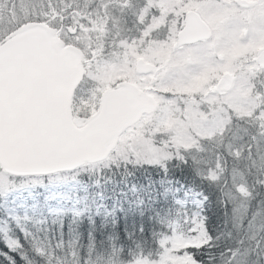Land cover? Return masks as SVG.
<instances>
[{
    "label": "snow or ice",
    "instance_id": "snow-or-ice-1",
    "mask_svg": "<svg viewBox=\"0 0 264 264\" xmlns=\"http://www.w3.org/2000/svg\"><path fill=\"white\" fill-rule=\"evenodd\" d=\"M121 6L129 7L126 0ZM171 7L179 18L163 40L155 38L152 14H138L126 29L135 28L131 35L91 18L70 28L96 33L87 59L99 80L119 77L123 93L176 121L175 133L187 143L206 125L222 128L235 111L234 56H257L264 68V0H171ZM50 14L54 7L35 19ZM248 152L250 164L264 167V154L253 144ZM169 159L142 145L136 167L107 194L99 181L91 188L78 182L74 194L58 182L61 169L46 162L0 161V264H116L117 243L144 237L156 244L160 264H264V179L246 190L215 173L204 177L194 159L176 170Z\"/></svg>",
    "mask_w": 264,
    "mask_h": 264
},
{
    "label": "water",
    "instance_id": "water-1",
    "mask_svg": "<svg viewBox=\"0 0 264 264\" xmlns=\"http://www.w3.org/2000/svg\"><path fill=\"white\" fill-rule=\"evenodd\" d=\"M251 3V2H249ZM191 14V13H190ZM55 30L28 24L0 45V161L46 162L58 172L105 158L137 115L133 93L107 91L101 110L78 128L72 96L82 78L78 51L51 39Z\"/></svg>",
    "mask_w": 264,
    "mask_h": 264
},
{
    "label": "rangeland",
    "instance_id": "rangeland-1",
    "mask_svg": "<svg viewBox=\"0 0 264 264\" xmlns=\"http://www.w3.org/2000/svg\"><path fill=\"white\" fill-rule=\"evenodd\" d=\"M60 1L66 2V0ZM140 2H144V0H135V2H130L128 3L129 7L127 8L121 6L123 12H129L134 18H138V14L139 16H143L144 14L146 16L150 11H153L155 15H157L156 19L159 24L164 21V18H162L164 12L172 8L171 0H160L159 5H156V0H148L146 5H134L139 4ZM102 4H106V8L102 9ZM120 4L121 0H97V3L92 4V8L83 9L80 11L79 15L74 12V17L76 19L70 18L69 21L74 22L76 20H84V24L87 26L88 19L86 18H91L97 22L105 23L111 33H114L117 26H119L120 31L128 35L129 32H127L126 29H128L129 26L124 24V20L122 21L124 28L120 25L122 19ZM74 5L76 8L77 5ZM4 8L6 10L0 14V35H5V38L10 39L22 26L19 28L15 27L17 25H22L21 23L24 21L23 19L25 17H27V19L31 17V9L26 7L22 2L17 7L20 10L12 6V14V10H10L12 9L11 6L5 5ZM4 8L2 10L0 9V12H2ZM133 20L134 19H131V24ZM73 25L77 26V23H73ZM134 29L135 28H133V32ZM68 31H72L71 28L67 30L66 37H68ZM133 32L130 33V35L133 34ZM76 35L77 36L75 37L71 36L70 41L73 42V44L77 41L79 42V45L77 46L81 48L79 50L84 71L83 80L77 89V97L75 99L76 106L74 108L76 115L75 121L77 125L80 126L85 124V121H88L98 114L101 108L103 94L107 90L119 85L121 80L119 77L113 79L111 82L99 80L96 75L89 70L90 62L87 59L89 40L91 39V36L96 35V33L83 30L82 32H78ZM241 63H243V60H241L238 65ZM240 68L241 67L238 69ZM244 70H238L235 72L237 76V103L235 111L230 113L229 118L226 119V123L222 128L206 125L199 129L198 132L194 133L189 142L182 143L175 133V128L177 126L176 121L167 120L163 115L155 110L148 111L146 114H144V112L142 115H139L132 125L125 129L121 135L115 138V150L120 153L122 161H132V158L136 160L137 153L141 150L142 145H149L161 153H166L169 157H171V159L179 157L182 150L194 149L197 153L203 152L206 141H211L212 139L217 138V136H220L226 129H230L234 119L236 121L239 119H243L245 121L251 120L260 126H264V108L260 107V103L264 100V96H259V94L264 92V89L263 91L254 89L256 82L252 83L251 75L246 72V69ZM83 114L86 116L84 122L80 120V116ZM141 120H143L144 124ZM131 155H133V157ZM58 182L67 186L73 191V193L76 191L75 182L67 183L62 180H58ZM168 239L169 238L165 239V243ZM160 258L163 259L164 254H161ZM127 264H160V260L140 258Z\"/></svg>",
    "mask_w": 264,
    "mask_h": 264
},
{
    "label": "trees",
    "instance_id": "trees-1",
    "mask_svg": "<svg viewBox=\"0 0 264 264\" xmlns=\"http://www.w3.org/2000/svg\"><path fill=\"white\" fill-rule=\"evenodd\" d=\"M129 1L135 2V0ZM129 1L126 0L127 3H130ZM21 2L31 9L30 14L33 18L30 23H21L22 26L33 23L37 26L54 28L57 36L70 40L71 36L69 34V38L66 37L67 30L70 29V26H75L73 23L79 25L82 21L84 23V20L72 22L69 19H76L74 12L79 15L83 9L92 8V4L97 3V0H66V2L51 0V5L50 0H0V9L2 10L5 5L17 8ZM74 4L77 5L76 8ZM142 4L145 3L140 2L134 5ZM51 7L55 9L54 15H47L45 19L41 20L35 19L37 16H44L50 13ZM5 10L4 8L0 14ZM10 10H12V14L13 8ZM120 10H122L121 4ZM23 20L26 21L28 19L25 17ZM121 20L123 21V10ZM124 24L131 25V20L124 21ZM80 31L82 32L83 30L77 28V33ZM4 37L5 35L0 39L2 40ZM76 97L77 92L75 99ZM81 117L86 118L84 114ZM141 121L143 122V120ZM253 137L255 138L254 140ZM249 144H253L254 152L264 154V126H260L251 120L245 121L239 119L236 121L234 119L230 129L223 131L217 138L206 141L203 152L197 153L194 149L182 150L179 157L169 159L167 163L170 168L176 170L183 166L182 160L194 159L199 173H202L204 177H211L215 173L221 182L227 181L229 184H235L238 188L247 190L253 187L254 182L264 179V167L250 164ZM115 149V146L109 149L104 161L86 162L72 171L61 172L55 175L59 177V180L68 183L75 182L76 190L79 187L78 182H87L91 188L99 181V189H102L107 194L111 191L108 187L110 184L115 185L121 175L126 176L129 168L136 167V160L134 158L131 159L132 161H127L126 163V161H122L120 153ZM131 156L133 157V155ZM174 161L181 162L174 163ZM34 179H43L44 184L48 183L47 178L34 177ZM35 191L38 194L45 193L43 187H38ZM241 196H243V193H241ZM157 231L160 230L157 229ZM162 238L167 239L168 237L165 235ZM117 248L119 249V253L116 257V264H127L140 258L157 259L158 248L151 237L136 239L131 245H120L117 243Z\"/></svg>",
    "mask_w": 264,
    "mask_h": 264
},
{
    "label": "flooded vegetation",
    "instance_id": "flooded-vegetation-1",
    "mask_svg": "<svg viewBox=\"0 0 264 264\" xmlns=\"http://www.w3.org/2000/svg\"><path fill=\"white\" fill-rule=\"evenodd\" d=\"M248 2L255 3L256 0H248ZM144 5H146V4H144ZM173 12H175V9L173 7L170 8V9H168L166 12H164V14L162 16V18H164V21L158 24V30L155 31V38L157 40H163L166 37V35H167V28H166V26H171L173 24V21H175V20H177L179 18V15L178 14L176 16H173L172 15ZM149 14H152L153 16L157 17V15H155V13L153 11H150L146 16L144 14L143 17L145 19H147V17H148ZM133 15H134V12H133ZM131 19H134V17L132 15H130L129 12H125V13L123 12V20L124 21L131 20ZM120 25H121L122 28H124L123 27L122 20H121V24ZM130 26L131 25H129V27ZM240 27L243 28L244 25L241 24ZM134 32H135V29H134ZM134 32H133V34H134ZM68 34L70 36H73V37L77 36V35H74L73 34V31H68ZM125 35H127V34H125ZM128 35H130V33ZM60 38L62 40H64V42L66 44H73V42H71L69 39H65L64 37H60ZM7 40H8V38H5V37L2 40L0 39V44H3ZM73 45L74 46L79 45V42L77 41ZM233 59H234V71L236 72L238 70H244V69H246L247 70L246 72L249 75H251V77H252L251 82L252 83L256 82V85H255L254 89H257L258 86L260 85V81L261 80H264V68H258L257 67V65L259 63L257 56H254V55H246V54L241 53V54H239L237 56H234ZM241 60H243V63H241L240 65H238V63ZM239 67H241V68L238 69ZM242 68H244V69H242ZM233 79H234V81L236 83V81H237L236 74L234 75ZM261 88H262V91H263L264 86H261ZM259 96H264V92H262L261 94H259ZM132 103H133V105H136V104H140L141 105V108H140L139 112L137 113L135 119L139 115H142L144 112H145L144 114H146V112H148V111L155 110L152 106H148L145 103L141 102L140 98L135 93H133ZM260 107L261 108H264V100L260 103ZM83 119L84 118L80 116V120L83 121ZM135 119L133 120V122L135 121ZM75 120H76V115H75ZM132 123L130 125H132ZM129 126H127L125 129H127Z\"/></svg>",
    "mask_w": 264,
    "mask_h": 264
}]
</instances>
